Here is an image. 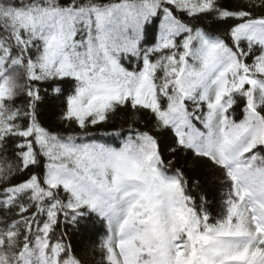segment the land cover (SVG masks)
<instances>
[{"label":"snow or ice","instance_id":"1","mask_svg":"<svg viewBox=\"0 0 264 264\" xmlns=\"http://www.w3.org/2000/svg\"><path fill=\"white\" fill-rule=\"evenodd\" d=\"M0 264H264V0H0Z\"/></svg>","mask_w":264,"mask_h":264},{"label":"trees","instance_id":"2","mask_svg":"<svg viewBox=\"0 0 264 264\" xmlns=\"http://www.w3.org/2000/svg\"><path fill=\"white\" fill-rule=\"evenodd\" d=\"M58 101L50 102L45 108V122L51 123L54 120V113L57 110ZM119 119V118H118ZM190 175L197 177L200 183L206 190L212 191L214 185L216 184L215 177L218 173H215L207 169L203 164H194L192 168L189 169ZM99 227V226H98Z\"/></svg>","mask_w":264,"mask_h":264}]
</instances>
